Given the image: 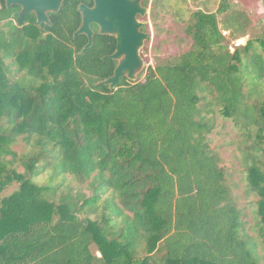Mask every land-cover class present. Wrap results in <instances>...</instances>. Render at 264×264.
Instances as JSON below:
<instances>
[{
  "label": "trees",
  "instance_id": "1",
  "mask_svg": "<svg viewBox=\"0 0 264 264\" xmlns=\"http://www.w3.org/2000/svg\"><path fill=\"white\" fill-rule=\"evenodd\" d=\"M149 1L157 36L179 4L186 48L110 92L95 83L112 75L116 40L96 33L80 53L79 0L43 32L0 0V195L17 183L0 199V264H264V24L229 0ZM217 116L238 134L252 224L209 139Z\"/></svg>",
  "mask_w": 264,
  "mask_h": 264
},
{
  "label": "water",
  "instance_id": "2",
  "mask_svg": "<svg viewBox=\"0 0 264 264\" xmlns=\"http://www.w3.org/2000/svg\"><path fill=\"white\" fill-rule=\"evenodd\" d=\"M64 0H5L6 6L19 5L21 7L17 23L22 24L24 15L34 13L35 25L42 30L45 24H50L47 13L59 11ZM143 0H94L93 7L83 4L78 6L81 14V24L73 36L85 35L87 43L80 53L83 54L92 45L94 32L91 23L98 26L99 35L112 36L116 40L114 51L108 55L115 62L112 75L99 80L95 85H105L113 92L120 78L135 82L142 72L144 60L140 54L145 42L149 39V32L141 31L144 25L137 16L145 17L149 9L142 6Z\"/></svg>",
  "mask_w": 264,
  "mask_h": 264
},
{
  "label": "rangeland",
  "instance_id": "3",
  "mask_svg": "<svg viewBox=\"0 0 264 264\" xmlns=\"http://www.w3.org/2000/svg\"><path fill=\"white\" fill-rule=\"evenodd\" d=\"M229 1L238 4L242 9L245 10L251 21V26H253L254 29L258 27V24H264V0ZM150 3L151 0L149 1V4ZM188 5L194 10L198 7L201 9L215 10V8L218 6V0H188ZM171 7L168 8L167 11L159 13L157 24L160 32H158V36L155 32L153 22L149 18V13L145 18L148 26L149 39L145 42L143 48L140 51V54L144 60V67L136 81L142 80L144 78L147 68L149 66H154L157 58L163 57L166 54L167 49L173 53H176L177 51L186 48V43L184 40L183 42L180 40V37H182L183 23L180 21L179 16L182 14V11L179 8V4L176 2H172ZM223 33L228 35V31H223ZM246 39L247 37L238 39L234 41L231 46L244 44ZM156 45H158V49H155ZM216 123L217 127L209 135V139L218 148L221 156L229 167V171L233 173V181L236 183L233 189V194L238 197L237 201L244 209L243 220L247 221L249 224H252L253 220L250 210L251 207L246 206V201L248 200L246 199L244 192L245 185L247 183V173L241 166L240 162L233 157V152L237 146H235V144H230V141L235 142L239 140L238 134L236 133L237 131L234 129L229 120H224L220 116L216 117ZM13 149L18 154H22L26 152L27 146L25 142L19 138L14 144ZM16 168L17 171H22V167L20 165H17ZM35 179L38 184L43 186L54 183L53 179L48 178L47 173H42ZM16 188L17 183H13L8 186L0 195V199L12 193ZM250 198L252 199L254 197Z\"/></svg>",
  "mask_w": 264,
  "mask_h": 264
},
{
  "label": "flooded vegetation",
  "instance_id": "4",
  "mask_svg": "<svg viewBox=\"0 0 264 264\" xmlns=\"http://www.w3.org/2000/svg\"><path fill=\"white\" fill-rule=\"evenodd\" d=\"M64 1H65V0H64ZM64 1H63V3H64ZM145 1H146V0H143V1L141 2V4H142V6H145V7L148 8V5L145 4ZM63 3H62V5H63ZM4 4H5V7H6L8 10H9L11 7H14V8L16 9L15 12H16V15H17V16H16V18L13 19V23H14V25H17L18 28H20V27L23 26V24H24V23H23V20H25V18H26L28 15H32V16L34 17L33 24L35 25L36 17H35V15H34V13H29V14H26V15L23 16V18H22V24H21V26H19L18 23H17V18H18V16H19V13H20L21 7H20L19 5H11L10 7H7V6H6V2H5V0H4ZM80 4H83V5H85V6L89 7V8H91V7H93V5H94V0H79V2L77 3L76 10H77V12H78V14H79V25H78L77 29L79 28V26H80V24H81V14H80V12L78 11V6H79ZM62 5H61V7H62ZM61 7H60V9H61ZM60 9H59V10H60ZM148 9H149V8H148ZM51 13H52V12L47 13L49 20H50V14H51ZM56 13H57V12H56ZM137 18H138L140 21H142V22L144 23V25L141 26V31L148 32V31L145 30V27H146V25H147V22L145 21L146 16L142 18V17H140V15H138ZM35 26L38 27L39 30H40L41 32H43V31L45 30L46 27L51 26V20H50V24H47V23H46L42 30L40 29L39 26H37V25H35ZM90 28H91V30L94 32V35H95L96 33L98 34V26H97V24H95V23H91V24H90ZM77 29H76V30H77ZM73 34H74V33H73ZM94 35H93V37H94ZM85 37H86V36H85ZM86 38H87V37H86ZM82 48H83V47H82Z\"/></svg>",
  "mask_w": 264,
  "mask_h": 264
}]
</instances>
